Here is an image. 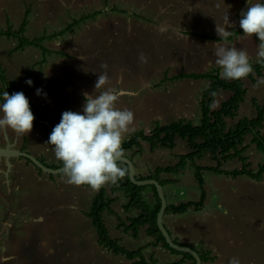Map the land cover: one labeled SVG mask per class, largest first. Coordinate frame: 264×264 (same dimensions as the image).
<instances>
[{
    "label": "rangeland",
    "instance_id": "1",
    "mask_svg": "<svg viewBox=\"0 0 264 264\" xmlns=\"http://www.w3.org/2000/svg\"><path fill=\"white\" fill-rule=\"evenodd\" d=\"M14 1L15 0H0V7H7L6 10H0V29L6 30L7 28H11L13 31H17L15 29L19 27V20H21V17L19 12L15 10L12 12L11 7L15 4ZM19 1L30 10L28 14L29 23L27 24L23 36L30 40L39 39L41 44L49 51L69 50L70 53L82 55L81 65L77 63L74 70L67 69L64 71L62 65L57 63V61L60 60L55 53L50 52V55L47 53L45 55V59L48 60L47 65L40 66L45 62L38 64L40 66L38 69L40 70V68H42L43 70L42 77L38 80L39 87L43 88L49 85L48 91H57L64 86L66 87L64 89L66 92L69 89L71 93H75L78 88H83L86 83L96 84L99 74L106 72L107 75L112 76L114 72H116V77H118L119 74L122 75L123 85H119L120 89L131 80L129 73H126V71H133L136 74L146 75L152 73L155 66L159 65L158 71H160V74L154 73L153 76H148L147 80L150 81L153 86L157 85L160 89L157 90V92L164 91L162 95L164 98L166 97L169 100L175 101L177 98L185 97L188 102V107L184 109L181 105L179 109H172L170 112L171 119L163 123L167 124L171 121H176V119L178 120V118H186L194 124L199 122L200 109L198 102L202 90L207 85V81L205 79L184 78L174 82L168 80L164 81L163 77L164 73H166L167 77H170L172 74L179 71L189 72L192 70L197 72V70L202 71L203 68H194L193 62L182 56L180 60L179 58L175 59L173 52L171 53L172 50H170L171 39L169 35L166 37L161 34L158 36L159 39L153 41L144 36L141 37L139 30V19L141 17L145 18L150 15L151 21H154L152 23L159 25V18H161V16L169 18L170 22L173 17L178 16L171 27H173L172 30L178 29L176 31L179 32L178 25L180 23L177 22L185 16V11L178 9L177 5L174 4L173 6H169V8L164 9L163 13H160L159 10H151L142 15V12H140L141 9L145 4L148 6L151 5V0ZM203 4H206V2L203 1L194 9L193 14L187 18V20L190 19V21L186 20L187 25H193V18L202 19L206 16V14L203 15L202 12ZM161 8H163V5ZM7 9H11V11L8 13ZM96 10H101L103 13L95 15L93 18L87 19V21L85 20V23L81 22L83 24L80 23L72 27L62 36L56 38L49 37L65 28L72 20L79 19L82 15L93 13ZM167 30L169 29L167 28ZM172 36L175 37L174 34H172ZM15 40L18 42L17 39ZM15 40L13 38L8 39L5 36L0 37V68L3 70V73L5 70L4 76L6 75L5 78L7 80L9 77L16 75L24 63L23 59L17 57L21 53H12L11 55L9 53L10 49H8V47L10 43L12 41L15 42ZM177 46L180 48V45ZM155 47L169 51L172 56L166 58L163 56L165 52H162L160 56L162 60L159 59ZM185 47L186 46H183L181 51L182 49L185 50ZM24 49L27 50V60L31 61L35 59V57L37 61L42 60L43 53L35 45H27ZM7 54L9 55L8 59L1 58L2 55L5 56ZM154 59L156 60L155 63L153 61ZM250 61L255 63V58H250ZM101 64H107L108 68L102 69ZM211 68L214 69L218 67L216 65H210L206 70H203V72ZM115 81L116 80L113 81V84L110 82L109 85H114ZM138 85L140 86V82H137L135 87H138ZM50 93L54 94L55 92ZM58 95L60 98L62 97L61 94ZM248 95H245V98H248ZM226 98V94L218 96L212 104V109L217 108L220 101ZM123 100L127 102L128 99ZM123 100L120 101L124 102ZM134 101L137 104L135 113L137 111L144 113V107L139 104L141 100ZM75 102L76 100H74V103ZM250 103L252 102L250 101ZM256 103L260 105L258 102ZM119 104L122 105L120 102ZM119 104L118 107H120ZM149 105L157 107L158 102L153 99ZM75 110L77 111V106ZM190 113H192V116L189 115ZM242 115H249V105L246 103L239 108L238 117L233 120H227L228 125L236 122ZM253 115H251V117ZM172 116L174 118H172ZM142 125L145 126L144 123H142L141 126ZM53 126L55 127L56 124ZM144 129L145 133H149L147 127H144ZM9 132L13 133L11 129L7 130L8 134ZM48 136L50 135L48 134ZM40 139L47 143L50 155L55 156L53 147L48 144L49 137L44 136ZM126 139L127 137L124 138V140ZM22 140H24L23 137L21 141ZM249 140L250 136L245 137L243 145H247L248 149L243 155L248 158V162L251 164L250 168L256 170L257 165L264 161V154L258 150L259 153L256 155L257 158H251L254 153L251 152V146H253V144H249ZM8 141L13 142V137H9ZM6 144V135L3 131H0V148H6ZM13 145L11 144L10 147ZM185 152L186 148L182 141H178L173 150L158 148L154 155L147 154V159L142 158L139 167L141 174L138 170L136 171L140 175H147L150 170L157 165L162 166L176 163L178 161L176 155ZM249 158L251 159L249 160ZM42 162L49 163L44 159H42ZM197 163L211 166L215 164L208 155L202 160L197 161ZM144 164H146L147 169H145ZM52 166H57V164H48V167ZM241 166L242 163L240 161L231 160V162L225 163L223 168L232 170L234 168H240ZM193 173V168L190 164H187L183 172L180 173V176L177 177L181 182H175L164 186L167 203L177 204L179 202L198 199V191L193 179ZM6 176L7 173L5 170L3 172L4 180L0 182V264H131V260L125 259L122 255H115L98 245L95 228L92 226L90 219L86 216L91 198L95 195V191H92L89 186L83 189L80 186L66 183V176L63 172L51 174L50 176L53 178L52 182L30 183L31 185L25 186L24 189L15 191L14 196L11 195L14 191V189L12 191L13 184H11V180ZM220 178L221 176L215 175L214 173L204 172L207 192L205 206L202 210L203 213H195L192 209H189L185 213L165 215V227L168 219L172 220L174 223H176V221L183 223L182 227H184V225L188 226L185 236L187 237L186 245L195 249L206 248L207 245H209L207 244V238H204L200 234V222L203 218H209L208 213L205 212L212 211L220 202L218 197L219 193L216 191V186L214 185L216 179L221 180L220 183H222L224 178ZM148 188L149 190L151 189V187ZM253 195L252 197L241 195V198L236 201L235 207L240 209L242 213V219L239 220V224L237 223V227L242 229V234H246L250 229L248 226L250 220L246 219L244 214H248L249 211H254L255 206L252 203L264 202V188L261 192L254 193ZM18 201H23L28 208L41 207L48 217V221L44 222L43 225L44 231L41 229L20 231L19 228L23 227L24 224V219L21 218L30 216L33 214V211L22 210L21 213H19L20 210H18L17 213H13L14 210L11 209V206L16 207ZM113 207L116 210L114 211L113 209V211L116 213L113 214L108 212L111 215L108 213L103 215V220L109 235L117 239L119 244L126 249H143L144 243L148 240L145 229H141L140 237L135 238L137 240L131 239L128 233H124L121 229L116 227L118 224L117 216L124 218V214L120 213L121 209L119 207V202H117L116 205L113 203ZM200 214H202V217ZM37 219L38 217L36 216L34 222L30 220V226L32 224L34 228L36 224H38ZM6 220L10 221L11 228L9 224H4ZM14 229L16 230L13 231ZM169 232L173 239L183 244V242L177 240L173 236L171 230ZM235 232H238V234L240 233L238 228ZM246 241V244L242 247L244 249L249 248L248 251H250V254L247 256H255L256 254L251 253L250 247H252V244L250 236L247 235ZM257 246H259V243H256L255 247ZM151 252L152 250L150 249L149 251L147 250L146 253L144 252V254L147 255V258L150 254L153 255L157 264H169L179 257V255L170 254L169 251H165L169 253L166 257H164V254L161 255ZM259 252H261V249Z\"/></svg>",
    "mask_w": 264,
    "mask_h": 264
},
{
    "label": "crops",
    "instance_id": "2",
    "mask_svg": "<svg viewBox=\"0 0 264 264\" xmlns=\"http://www.w3.org/2000/svg\"><path fill=\"white\" fill-rule=\"evenodd\" d=\"M203 1H205L206 4H203L202 12H203V15L206 14V16L203 17L202 19L193 18L192 20L193 25L192 26L187 25L186 24L187 18L193 14L194 9L198 7ZM245 2L246 0H151V5L148 6L145 4L143 8L141 9L140 12H142V15L151 10H154V11L159 10L160 13H163L164 9H167L169 8V6H173L175 4L177 5L178 9H182L185 11V16H183V18L177 22V23H180L178 25L179 32L176 31L178 29L175 28L176 30H172L173 27H171L172 23L177 20L178 16L173 17V19H171V22L169 18H165L164 16H161V18H159V23H160L159 25L152 23L154 21L153 20L151 21L150 15L145 18L141 17L139 19V30L141 33V37L144 36L154 41L155 39L156 40L159 39L158 36H160L161 34H163V36H166V37L169 35L171 39L170 50H172L171 53L173 52V56H175L174 57L175 59L179 58L180 60L182 56L184 58H188L189 60H191L193 62L194 68H203L202 71L197 70V72L192 71L191 69H189L191 70L189 72L179 71V72L172 74L171 76L179 74L181 72L182 73H204L203 70H206V68H208L210 65H216L219 68V70L221 69L220 72H222L223 69L219 65L216 64L217 57L214 54L215 50L218 47H226V48L235 47L237 49L246 50L249 57L255 58V63H258L257 62L258 60L257 52L259 48V41H258V38H256L255 36L248 37V36H245L243 32H241L240 34L237 35V37L233 38L232 40H228V41L227 40L215 41L210 38L203 37V36L225 37L224 35L219 36L218 32L216 31V28H217V25L221 27L224 26V23H225L224 18L226 15H228L229 21L232 25L230 27L225 26L226 30L228 31V35L231 34L233 30L238 29L239 21H240L239 12L241 8L244 6ZM253 2L255 3L257 2V0H253ZM259 2H264V0H259ZM14 3L15 4L11 7V9H12V12H14L13 10L19 12V15L21 17L20 18L21 20H19V26H20L21 21L23 19V15L27 7H25V5H23L19 0H15ZM162 5H163V8H161ZM248 7H249V4L245 8L244 12L247 10ZM6 8L7 7L2 8L1 6L0 10L1 9L6 10ZM11 9L10 10L7 9L8 13L11 11ZM29 13H30V10H29ZM101 13H103V11H101ZM187 21H190V19ZM18 28L19 27H17V29L15 30H18ZM167 28L169 30H167ZM172 34H174L175 37L172 36ZM6 38L10 39L13 37H6ZM13 39L15 40L16 38H13ZM17 45H18V42H16V40L15 42L12 41L8 47V49H10L9 53L10 55L12 53L14 54H17L18 52L21 53L17 57L19 59H23L24 63L22 64L20 71L16 75L9 77V79L8 80L6 79V80L12 83L13 93L23 92L25 94L28 100L34 104V110L38 115H43L45 113H51L50 122L53 125L59 124L62 118V113H64L65 111H75V112H79L80 114H83V107L85 106V103H86L85 94L98 95L99 92L104 91V89L96 90L95 83L94 84L86 83L83 86V88L82 87L78 88L77 92L75 93H71L69 89L66 92L64 90L66 87L64 86H62L57 91H48L49 85H46L43 88L39 87L40 85L38 84V80L40 79V77H42L43 70L42 68H40V70L38 68L40 66L47 65L48 60L46 59L45 63L39 66L38 64L40 61H37L36 57L35 59L31 61L27 60L28 57H27V50L24 49L25 46L23 48L17 49ZM177 45H180V48ZM183 46H186L185 50L182 49L181 51V48ZM155 51L157 52L159 59H161L160 56L162 52H165L163 56L166 58L172 56L171 53L169 51H165V49L161 50L155 47ZM51 52H54L55 55L58 57L60 61H57V63L62 65L64 71L67 69L74 70L76 68L77 63L79 65H81L82 63L81 54H76L72 52L71 54L69 50H59V51L52 50ZM8 54L5 55L6 57L2 55L1 58L8 59L9 58ZM153 61L154 63L156 62L155 59ZM158 68H159V65L155 66V69L152 71V73H148L146 75L136 74L133 71L132 72L126 71V73H129V77L131 78V80L130 82L126 83L123 88H120V89L125 90V92H135L136 95L121 96L120 100L128 99L127 102H125L124 100H123L124 102L119 101L123 105V107L122 105L118 103L120 105V108L131 110L134 113V117H135L134 122L131 125L130 131L125 135V138L126 137L128 138L129 135L134 131L142 130L145 132L144 127H147L150 131L154 127V122L156 121H158L161 124H165L163 122L169 121L171 119L170 112L172 111V109H179L180 105L182 106L183 109L188 107V102L185 97L177 98L175 101H172L171 99L169 100L166 97L164 98L162 96L164 91L157 92V90H160L157 87V85L153 86L151 82L147 80V77L150 75L153 76L154 73H157L158 75L160 74V71H158L159 70ZM4 73H5V70H4ZM116 74L117 73L114 72L112 76L108 75L111 84H113V81L116 80L114 85L112 86L108 85V87H111L113 89L114 88L119 89V85H123L122 75L119 74L118 77H116L115 76ZM164 76H165V73H164ZM28 79H31L33 82L31 86L26 84L25 82ZM260 80H264V75L258 79V81ZM206 81L208 85L209 82L208 80ZM137 82H140V86L138 85V87H135ZM190 82L193 83L192 81ZM243 82L247 89L246 95H248V93L249 95H248V98L244 97L245 101L241 103L240 107L244 105L245 103L248 104L249 105V115H242V116L251 117V115L254 114V108L252 106V103H250V101L252 102L253 100H255L260 105H264V83H258V82L252 83L249 79H243ZM37 89L41 90L40 95H37ZM50 92H55V93L51 94ZM58 94H61L62 97L60 98ZM222 94H226L228 98L230 95V92L224 91L220 93L218 96ZM153 99L158 102L157 107H153L152 105H149V103L151 104V100ZM74 100H76L75 103H74ZM134 100H137V101L141 100L139 101V104L144 107V113H141L138 111L135 113L136 111L135 107L137 106V104ZM76 106H77V111L75 110ZM191 114L192 113H190L189 115L192 116ZM0 115H2V113H0ZM172 118L174 117L172 116ZM178 119H181V118H178ZM142 123H144L145 126L143 125L141 126ZM4 133L6 135V140H7V144L5 145L6 148L26 152L41 162H42V159H44L47 162H49V163L43 162V164H46L47 166L48 164H57V165L59 164L60 160H58L56 156L50 155L49 147L47 143L40 139L44 136L49 137L48 134L50 135L51 132L43 129L40 124L34 123L33 130L27 135H17L15 132L13 133L9 132V134L7 132H4ZM9 137H13V142L8 141ZM22 137L24 138V140L21 141ZM182 143L184 144L183 141ZM11 144L12 145L14 144V145L10 147ZM143 147L145 149L144 152L142 154L135 155L133 158L136 175L141 174L139 167H140V162L142 161V158L147 159L148 157L147 154L154 155L156 153V150L158 149L157 148L154 152H150L148 151V145L146 143H143ZM184 147H185V144H184ZM251 147H252L251 152L254 153L252 154L251 158L256 159L257 158L256 155L260 151L258 152V150L254 149L255 148L254 145ZM131 153H132L131 151H127L125 153V156L129 157ZM251 158H249V160ZM228 162H231V161H228ZM144 165H145L144 166L145 169H147L146 164ZM157 166H161V165H157ZM162 166H165V165H162ZM208 166H211V165H208ZM5 170L7 173L6 177L9 178V180H11V184H13L12 191L13 189L14 191L13 193H11V195H14V196H15L14 194L15 191L24 189L25 186H29L33 182L35 183H41V182L46 183L47 182L48 183V182L53 181V178L52 176H50V173H46L42 170L41 172H39V170H37V168L34 165L29 164L26 161V159L22 157L0 156V182H3L4 180L3 172ZM136 170H138L140 174ZM205 172H208V171H205ZM215 175L221 176L220 179L224 178V180H222V183H220L221 180L219 179H216L214 181V185L216 186V191L219 193L218 197L220 199V202L217 204V207L215 209H213L210 212H205V213H208L209 218H203V220L200 222L201 223V228H200L201 233L200 234L204 238L205 237L207 238L208 240L207 244H209L207 245V247L209 248L206 247L202 249L211 251L212 255L215 256V260L213 262H207L203 264H229L230 259H232L233 257L239 259L240 264H264V202L263 203H260V202L252 203L255 206L254 211H249L248 214H244V217L250 220L248 224L250 229L248 230V232H246V234H242L241 233L242 229L237 227L239 224V220L242 219V213L240 209H237L235 207L236 201L241 198V195L246 196V197H249V196L252 197L254 196L253 195L254 193L261 192L263 190L264 173L262 174V178L260 180L253 179L246 175L238 176L236 178L226 177L220 174H215ZM161 176H162L161 179L176 180V182H181V180L177 178L178 176H180V173L175 174V175L174 174H171V175L162 174ZM203 178H204V172H203ZM193 179H194V176H193ZM110 185L111 184L106 185L105 187L108 189ZM195 185L198 191V198H199L200 190L196 182H195ZM205 185L206 184H205V179H204V189H205V192H207V187ZM86 186L88 185H81L80 187L84 189V187ZM164 186H163V191H164ZM142 195L145 201L148 203V205L152 207L155 203L152 190L151 189L149 190V188L147 187L142 191ZM164 195H165V191H164ZM92 198H91V201H92ZM126 201H127V198L124 192H119L117 193V200L114 203L116 205V203L119 202V207L121 209L120 213H123L124 217L135 215L137 212L136 210H131L130 212L123 211L122 206ZM205 202H206V199H205ZM204 206H205V203H204ZM11 209L14 210L13 213H17L18 210H20L19 213H21L22 210L33 211V214H31L30 216H25L21 218V219H24L23 221L24 224H23V227L19 228L20 231L21 230H26V231L33 230L34 231L37 229H41L42 231H44L43 225H44V222L48 221V217L45 215V212L41 209V207L40 208H34V207L28 208L23 201H18L16 204V207L11 206ZM112 209H114L113 204H112ZM202 210L200 211L193 210V211L195 213H203ZM114 211L116 210L114 209ZM106 213L108 212H104L103 215H105ZM36 216L38 217L37 219L38 224H36V226L33 228L32 224H31L32 227L30 226L29 221L32 220L34 222ZM200 216L202 217V214H200ZM168 220L166 222L167 223L166 227L168 228V230L172 231L173 236L177 240H180L181 242H183V244H187L186 243L187 237L185 236L187 234L186 230L188 226L184 225V227H182L183 223H180L179 221H176V223H174L172 220L170 219ZM164 221H165V215L163 216V224H165ZM4 222H5L4 224H7V225L9 224L10 225L9 227L11 228L10 221L6 220ZM237 228L239 229V232H240L239 234L238 232H235ZM141 229L144 230V228H141ZM141 229L139 230L138 237H140ZM15 230L16 229H14L13 231ZM247 235L250 236L251 238L252 247H250V249H251V253L256 254L255 256L254 255L247 256L248 254H250V251H248L249 248L244 249L242 247L247 242L246 241ZM147 237H148V240L145 242L146 244L144 243L145 249L144 247L142 249L143 255L145 257L147 255L144 254V252L146 253V251L147 250L149 251L150 249L152 250V252H155L161 255L164 254V257H166V255L169 254L165 252L169 250H167L163 246L161 245L153 246L152 244L153 238L148 235ZM131 239L137 240L132 237ZM256 243H259V246L255 247ZM260 249H261V252H259ZM131 250H136V249H131ZM170 254H173V253L170 252ZM150 256H153V255L150 254ZM180 258L181 256L179 255V257H177L176 260H173L169 264L178 261ZM183 264H187V263H183Z\"/></svg>",
    "mask_w": 264,
    "mask_h": 264
},
{
    "label": "trees",
    "instance_id": "3",
    "mask_svg": "<svg viewBox=\"0 0 264 264\" xmlns=\"http://www.w3.org/2000/svg\"><path fill=\"white\" fill-rule=\"evenodd\" d=\"M99 13H101V11L96 10L93 13L82 15L79 19L72 20L65 28L49 37L56 38L62 36L72 27L79 25L86 19L93 18ZM28 14L29 9L26 8L23 20L17 31H13L11 28H7L6 30L0 29V36L16 38L18 40L17 49L23 48L26 45H35L43 53V58L39 62L42 64L46 60L45 55L47 53L49 54L51 51L47 50L39 39L30 40L23 36L28 24ZM241 32L243 31L239 27L225 37H203L215 41H228L237 37ZM250 63L253 66L254 73L250 74L246 79H249L252 83H257L258 79L264 75V64ZM184 78L206 79L209 82L201 93L199 101V122L194 124L190 120L184 118L167 124H160L156 121L149 133H145L142 130L134 131L122 143V148L125 153L127 151L132 152L128 158L133 161L135 155L144 152L143 143L148 145V151L154 152L157 148L173 150L179 140L184 142L187 151L184 154L176 155L178 158L176 163L156 166L147 175L135 174L138 180L154 179L159 181L163 187L166 184L175 183L176 180L161 179L162 174L175 175L181 173L187 164L191 165L194 171V181L197 183L200 190L198 200H188L177 204L167 203L164 215L185 213L189 209L195 211L203 209L206 199L203 178V172L205 171L231 178L246 175L257 180H260L264 173V161L257 166L256 170H253L250 168L251 164L248 162V158L243 155L248 149L247 145H243L245 137L247 136H250L249 144H253L257 150L264 154V105H258L256 101L253 100L252 105L255 114L252 117L242 116L230 125H228L227 121L228 119L233 120L237 117L240 104L244 102L247 89L243 79H225L222 77L219 68H214L204 73L181 72L171 77H167L165 73L163 80L176 81ZM5 91H7L9 95L13 94L12 83L6 80L3 70L0 68V104L4 103L3 93ZM224 91L230 92L229 97L222 100L217 109H212V104L216 97ZM29 103L35 117L33 124H40L43 129L52 132L54 126L49 122L51 113L38 115L34 110V104L31 101H29ZM206 155L210 156V159L215 163L213 166L197 163V161L202 160ZM25 159L29 164L34 165L28 158ZM231 160L240 161L242 166L232 170L223 168L224 164ZM62 166H64L63 162L60 161L57 166H52V168H59ZM120 166L127 169L126 176L119 180L117 184H111L109 189L104 186L99 191H96L89 210L86 213V216L90 219L92 226L95 228L98 244L115 255H122L126 259L131 260V264H157L153 256L146 258L143 255L142 248L136 250L126 249L119 244L117 239L111 237L107 231L103 220V214L104 212L115 213L112 209V204L117 200V193L124 192L127 201L122 206L123 211L130 212L131 210H136L137 212L133 216H126L124 218L117 216L118 224L116 227L121 229L124 233H129L133 238H137L139 230L144 228L146 234L153 238V246L161 245L171 253L181 256L178 261L171 264H195V259L190 253L177 251L171 248L158 229L156 216L160 208V199L156 187L154 185H136L132 183L129 179L127 164L122 162ZM35 167L41 172L40 168L37 166ZM147 187H151L155 200L152 207L148 205L142 195V191ZM172 240L179 245L194 249L199 254L202 263L213 262L215 260V256L212 255L211 251L195 249L189 245L179 243L173 238Z\"/></svg>",
    "mask_w": 264,
    "mask_h": 264
},
{
    "label": "clouds",
    "instance_id": "4",
    "mask_svg": "<svg viewBox=\"0 0 264 264\" xmlns=\"http://www.w3.org/2000/svg\"><path fill=\"white\" fill-rule=\"evenodd\" d=\"M224 26H218L219 36L228 35L226 27L232 26L228 15ZM239 27L248 37L255 36L259 41L258 63L264 64V2L249 0V7L242 13ZM216 64L223 71L222 77L229 80L246 79L254 73L246 50L235 47H218L215 50ZM107 69V64H101ZM32 85V80L25 81ZM264 83V80L258 81ZM110 79L106 72L99 74L95 89H104L98 95L85 94L83 114L65 111L48 139L55 156L63 162L66 183L75 186L88 185L92 191H99L109 184H117L126 176L127 169L120 164L125 152L122 143L134 122V113L118 107L123 95H136L123 89L108 87ZM41 90L37 89V95ZM46 95V94H45ZM4 103L0 104V131L11 129L17 135H27L33 130L34 115L28 98L23 92L11 95L3 93ZM229 264H240L233 257Z\"/></svg>",
    "mask_w": 264,
    "mask_h": 264
},
{
    "label": "water",
    "instance_id": "5",
    "mask_svg": "<svg viewBox=\"0 0 264 264\" xmlns=\"http://www.w3.org/2000/svg\"><path fill=\"white\" fill-rule=\"evenodd\" d=\"M248 4H249V0H246L244 6L241 8V10L239 12V20L242 19V13L244 12V10L248 6ZM0 156H4V157L22 156L24 158H28L35 166H37L38 168H40L42 171H44L46 173L59 174V173L63 172L64 166L59 167V168H52V167L45 166L35 157L31 156L30 154H28L26 152H22L19 150H12L9 148H3V149L0 148ZM122 162L127 164V166H128V175H129V179L132 183H134L136 185H154L156 187V191H157L158 197L160 199V208H159V211H158L157 216H156V224H157V227L160 230L161 234L165 238L166 243L171 248H173L177 251L190 253L193 256V258L195 259V264H203L199 254L194 249H192L188 246H183V245H179V244L175 243L172 240L169 232L165 228V226L163 224V216H164L165 209L167 206V201H166V197L164 195L163 187L161 186L159 181L154 180V179H145V180L136 179L134 162L126 156H124Z\"/></svg>",
    "mask_w": 264,
    "mask_h": 264
}]
</instances>
